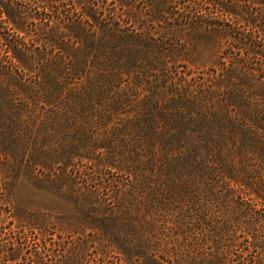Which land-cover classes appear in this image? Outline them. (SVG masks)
Here are the masks:
<instances>
[{"label": "rangeland", "instance_id": "1", "mask_svg": "<svg viewBox=\"0 0 264 264\" xmlns=\"http://www.w3.org/2000/svg\"><path fill=\"white\" fill-rule=\"evenodd\" d=\"M80 1L0 0V253L37 232L0 264H264V23Z\"/></svg>", "mask_w": 264, "mask_h": 264}, {"label": "trees", "instance_id": "2", "mask_svg": "<svg viewBox=\"0 0 264 264\" xmlns=\"http://www.w3.org/2000/svg\"><path fill=\"white\" fill-rule=\"evenodd\" d=\"M95 2L96 0L92 3L95 4ZM150 2L153 5L155 13L159 16V19L166 17L167 15L165 14H169L170 18L173 20L172 23H221L228 21H233L235 23H241L242 21L244 23H264V0H151ZM72 3L77 5L81 4V1L72 0ZM0 4L2 8H4L5 12L13 18L19 17V13L12 6L8 8L4 5V3L1 2ZM67 4L68 2L55 1L51 3L50 6L43 7V10L46 14H48L47 11L53 12V8H61L65 10ZM85 15L96 19L94 13L90 9L85 11ZM36 19L38 20L37 22L41 21L42 23L55 22V19H51L50 17H36ZM231 47L235 49L234 52H240V54L241 52H244V55L255 52L253 49H249V47L243 42H236V45L234 44L230 46L229 50H231ZM236 65H238V63H236ZM239 204L241 205V203ZM239 213L244 214V216L248 215V211H244V213L243 211H240ZM50 222H52L50 217L45 218L43 216L41 222L42 224L48 225ZM1 228L2 226L0 225V231H2ZM24 229L25 228L12 229V231H10V233H14L12 239H8L10 247L9 249H6V253H0V257L2 258L1 260H11L15 263L19 261L20 257H23V251L26 248L28 249L33 247V243L31 245L29 244L31 243V240L34 241L37 232L32 229H29L28 231H25ZM223 230L221 232H217L214 229L213 234L207 235V239L214 236H219L221 239L220 241L217 240V243L215 239H213L216 244V247L213 250H199L197 251V254H200V256L204 258L205 262H210V264H254L250 261V259H247L243 255L245 252L244 248L239 251L236 250L237 248H234L239 246V243H234V241L227 243V240L230 241V239L227 238L230 237H226L228 234H223ZM252 236L256 239L257 233H253ZM0 243H2V239H0ZM218 244H226L227 247L223 251ZM253 247H258V245L254 244ZM261 250L262 254H264V248Z\"/></svg>", "mask_w": 264, "mask_h": 264}]
</instances>
